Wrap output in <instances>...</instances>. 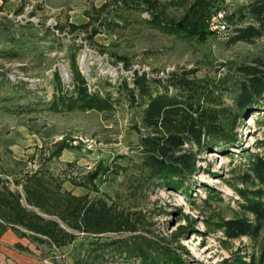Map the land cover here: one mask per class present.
<instances>
[{"label":"rangeland","instance_id":"obj_1","mask_svg":"<svg viewBox=\"0 0 264 264\" xmlns=\"http://www.w3.org/2000/svg\"><path fill=\"white\" fill-rule=\"evenodd\" d=\"M249 1L0 0L1 184L22 192L24 204L21 184L37 174L51 177L58 184L41 180L50 191L86 196L128 223L87 235L53 218L76 235L62 247L22 227L23 254L37 264H141L137 257L88 258L89 241L125 239L151 244L153 256L175 257L156 264H246L258 257L264 228L255 240L228 241L212 225L240 215L231 186L260 188L240 181L249 159L264 157V93L246 112L236 98L238 69L264 58V41L229 46L208 21L219 11L229 28L248 24L241 7ZM70 52L90 91L110 94L109 111L49 109L54 75L64 90L72 86ZM158 92L193 96L227 135L203 149L184 147L194 168L174 181L177 188L152 181L140 145L146 133L134 126L141 102ZM78 136L88 143L73 145Z\"/></svg>","mask_w":264,"mask_h":264},{"label":"trees","instance_id":"obj_2","mask_svg":"<svg viewBox=\"0 0 264 264\" xmlns=\"http://www.w3.org/2000/svg\"><path fill=\"white\" fill-rule=\"evenodd\" d=\"M241 10L251 19L250 23L232 26L228 36L223 40L229 46L264 41V0H250L241 7ZM71 52L68 59L73 63L72 86L69 90H64L59 74L56 73L53 78L56 86L55 98L49 109L67 113L109 111L112 108L110 94H102L100 90L93 93L90 91L87 81L75 65V55ZM252 64L242 65L238 69L241 78L238 81L239 94L236 102L239 110L243 112L251 109L254 102L264 93V58H256ZM140 106L139 122L134 126L137 131L146 133L141 137L140 145L144 156L149 157L148 174L153 182L177 183L175 186L177 188L179 182L174 181L187 178L188 172L194 168L192 151L184 147L196 146L203 149L213 145L212 141L227 136L225 133L221 134L223 132L220 131L218 121L203 112L196 98L191 95L158 92L146 97ZM247 166L241 184L247 186L256 181L260 188L251 191L231 186L239 198L236 203L240 215L227 220L220 218L216 223H212L228 241L243 237L255 240L264 228V157L253 156ZM41 180H46L50 185L58 184L51 177L47 178L41 174L29 177L21 184L24 191L23 204L22 192L5 187L6 185L1 184L4 180L0 179V236L10 228L22 237L19 228L23 227L35 235L48 238L50 243L57 247L65 246L69 241L76 239L75 234L60 227L53 218L59 219L65 227L87 235L127 229L123 227L124 224H128L127 220L105 209L106 205H98L86 196L77 197L69 192L60 196L53 190L50 191ZM44 214L48 216L45 217ZM88 244L91 246L89 250L91 255L88 258L91 259L104 258L106 255L137 257L140 262L142 261L141 264L159 263V257L162 263L175 260L167 251L156 253L157 257L153 256L155 249L153 250L151 244L146 247L130 245L125 239L102 243L89 241ZM15 247L22 250L18 244ZM249 258L246 264H264V244L257 258L252 255ZM84 264L89 263L85 261Z\"/></svg>","mask_w":264,"mask_h":264},{"label":"crops","instance_id":"obj_3","mask_svg":"<svg viewBox=\"0 0 264 264\" xmlns=\"http://www.w3.org/2000/svg\"><path fill=\"white\" fill-rule=\"evenodd\" d=\"M17 244L22 247V237L7 228L0 236V264H37L32 255L18 250L15 247Z\"/></svg>","mask_w":264,"mask_h":264},{"label":"built area","instance_id":"obj_4","mask_svg":"<svg viewBox=\"0 0 264 264\" xmlns=\"http://www.w3.org/2000/svg\"><path fill=\"white\" fill-rule=\"evenodd\" d=\"M208 21L210 32L214 33L216 36H221V39L228 36V33L231 28H229L228 25L224 22L222 12L218 11L211 13ZM86 143H88V140L81 136L75 137L72 141L73 145Z\"/></svg>","mask_w":264,"mask_h":264}]
</instances>
